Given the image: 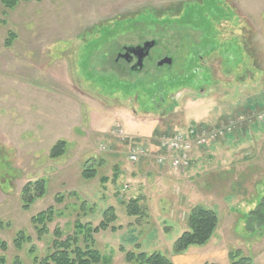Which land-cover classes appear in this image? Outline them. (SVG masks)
Here are the masks:
<instances>
[{
  "label": "rangeland",
  "instance_id": "rangeland-1",
  "mask_svg": "<svg viewBox=\"0 0 264 264\" xmlns=\"http://www.w3.org/2000/svg\"><path fill=\"white\" fill-rule=\"evenodd\" d=\"M145 42L156 46L145 69L118 72L112 63L118 50ZM160 58L172 64L158 67ZM257 116L264 119V0H18L11 9L0 4L4 264L42 261L54 241L77 237L83 247L75 223L94 229L102 221L109 228L91 236L100 255L96 264H138L127 261L126 252H160L171 264H194L179 261L201 257L204 263L196 264H229L231 251L240 253L242 264H264V227L250 233L242 218L264 196L262 128L242 142L243 150L238 147L250 159L230 177L215 175L221 194L207 197L202 178L195 179L198 196L188 203L173 190L168 199L150 203L155 190L142 175L137 181L128 176L134 164L125 154L130 144L155 147L167 132L213 127L218 119H243L230 134L237 133ZM116 124L130 143L109 136ZM59 142L62 154L51 158ZM40 180L43 194L27 202L22 189ZM129 200L138 202L137 218L124 209ZM194 202L213 208L216 233L205 245L175 254L174 241ZM48 209L43 230L34 228L31 219ZM21 233L28 240L16 244Z\"/></svg>",
  "mask_w": 264,
  "mask_h": 264
},
{
  "label": "trees",
  "instance_id": "trees-1",
  "mask_svg": "<svg viewBox=\"0 0 264 264\" xmlns=\"http://www.w3.org/2000/svg\"><path fill=\"white\" fill-rule=\"evenodd\" d=\"M29 1V0H22ZM39 1V0H36ZM18 0H0L6 9H11L17 4ZM63 142L57 143L52 149L49 156L51 158H57L62 153ZM85 178L89 179L93 174H87L83 172ZM117 176L114 178L116 179ZM44 181H37L35 183H28L22 189L21 196L23 199H27L30 202L35 197L41 196L44 192ZM29 199V200H28ZM26 201V200H25ZM26 205V204H25ZM124 209L128 216L138 217L139 205L137 200H129L125 202ZM52 210L37 214L31 219L33 227L38 230H43V223L45 220L50 218ZM104 213L103 215H105ZM246 229L250 233H256L257 230H261L264 227V196L260 197L256 202V206L243 215ZM108 222L102 221L98 227L91 229L90 226L84 227L80 223H75L74 228L77 230L76 233L83 236L84 246L80 247L77 244V237L73 239H66L65 241H54L51 246V252L47 254L42 261H37L33 257L35 264H96L100 260L99 252L93 249L94 242L91 238L92 233H97L99 230H106L109 228ZM217 226L216 213L211 210L204 208L200 205L194 206L190 209L186 217V231H184L173 244V252L175 254L182 253L187 250L190 246H202L205 245L209 239L213 236V233ZM111 230H114L111 228ZM20 239L15 242L27 241L28 238H24L22 233ZM0 250L5 251L6 245L0 241ZM125 259L129 262H137L138 264H171L166 256L160 252L134 254L133 252H126ZM229 264H242L244 260L241 258L238 251H231L228 255ZM0 264H4V259L0 256ZM250 264V263H247Z\"/></svg>",
  "mask_w": 264,
  "mask_h": 264
},
{
  "label": "crops",
  "instance_id": "crops-1",
  "mask_svg": "<svg viewBox=\"0 0 264 264\" xmlns=\"http://www.w3.org/2000/svg\"><path fill=\"white\" fill-rule=\"evenodd\" d=\"M251 110L252 107L245 108ZM219 122L214 123L216 125L217 123L220 124V122L223 119H218ZM212 126V125H211ZM257 126L259 128H262L261 130H264V123H254L251 124L249 127H245V129L239 132H235L233 134L228 135L222 140L217 141L216 143L210 145L208 148L204 150H197L193 152L192 156V163L189 169L182 173L181 175H178L176 173H173L167 165H161L158 166L155 163V157L160 153L162 154V151L158 147V143L155 147L149 145L148 148V155L143 160H140L138 163L134 164V169L131 167L130 169V175L131 179L137 181V178L139 175H142L145 179V182L148 184L150 183V187L155 190L156 195L153 194V192L150 194V196L147 198L150 203L152 200H156L157 202L163 199L169 198V193H173L174 191L178 193V195H182V202H191L195 197H197V188L199 187L196 181V184L194 185V180H199L202 178V185H200V188H204L206 192L207 197L216 196L221 194L219 189H222L221 186H218L219 180L218 177L215 175L221 174V178H225L226 176L230 177L234 171L239 169V165H241L242 162L245 160H249L250 156H240V152L238 150V147H242L244 144L243 141H249L251 139V135L255 133V131L258 130ZM153 145V144H152ZM152 147V148H151ZM245 147V146H244ZM243 150L240 149V151ZM128 151L125 153L127 154ZM221 164V165H220ZM129 169H124V171H127ZM247 171H251L249 167L247 168ZM204 178V179H203ZM209 179V180H207ZM139 182V181H138ZM179 188V189H178ZM217 188V189H216ZM197 190V191H196ZM214 193V194H213ZM155 195V196H154ZM197 195V196H196ZM156 197H160L159 200L156 199ZM227 197L222 198V203L225 204V200ZM134 199V198H133ZM194 202L192 205H188V212L191 208L194 206H198ZM206 208L205 206H202ZM211 208V207H209ZM207 207V209H209ZM213 209V208H211ZM186 230V222H184V228H182L180 235ZM216 233V230H215ZM214 233V235H215ZM179 235V236H180ZM213 235V236H214ZM178 236V237H179ZM177 237V238H178ZM190 250V247L185 251L188 252ZM203 258H198L197 260H181L179 262L184 263L188 261L189 263H200L203 262ZM208 258V256L206 257ZM196 260V261H195ZM208 261V260H205ZM204 263V262H203Z\"/></svg>",
  "mask_w": 264,
  "mask_h": 264
},
{
  "label": "built area",
  "instance_id": "built-area-1",
  "mask_svg": "<svg viewBox=\"0 0 264 264\" xmlns=\"http://www.w3.org/2000/svg\"><path fill=\"white\" fill-rule=\"evenodd\" d=\"M258 117H260V119L257 120L259 122L262 121V117L257 116V118ZM242 120L243 119L232 120L228 123H222L214 128L191 126L183 131L167 132L158 140V145L162 154H158L155 157V161L160 166L167 165L172 171L183 172L189 168L194 151L204 150L213 143L224 139L226 135L234 131L235 124ZM249 120L251 119H246L247 122ZM110 136L120 141L125 140L124 132L118 124H116V126L111 130ZM137 144L138 145H129L128 147L127 160L131 164L139 162L148 155L147 143L144 142ZM104 149L105 148H101L103 151ZM126 188L127 186H124L123 190Z\"/></svg>",
  "mask_w": 264,
  "mask_h": 264
},
{
  "label": "flooded vegetation",
  "instance_id": "flooded-vegetation-1",
  "mask_svg": "<svg viewBox=\"0 0 264 264\" xmlns=\"http://www.w3.org/2000/svg\"><path fill=\"white\" fill-rule=\"evenodd\" d=\"M134 46H126V47H121V49L118 50V52L115 55V58L113 59L112 63L116 66L118 72H120L121 74L123 73H140L145 69V62L149 59V55L144 59L143 63H142V67L141 69L136 68L135 65L137 63V59L133 56V54L129 55V56H125L126 55V48H131ZM136 47V46H135ZM156 46H154L155 48ZM164 58H160L157 60L156 62V66H158L157 64Z\"/></svg>",
  "mask_w": 264,
  "mask_h": 264
},
{
  "label": "water",
  "instance_id": "water-1",
  "mask_svg": "<svg viewBox=\"0 0 264 264\" xmlns=\"http://www.w3.org/2000/svg\"><path fill=\"white\" fill-rule=\"evenodd\" d=\"M154 46H155V42H145L142 44V46L126 48L125 56H129L133 54V56L137 59V63L135 67L141 69L144 59L149 55L150 50L154 48ZM171 64H172L171 59L164 58L157 65L158 67H161L163 65L170 66Z\"/></svg>",
  "mask_w": 264,
  "mask_h": 264
}]
</instances>
